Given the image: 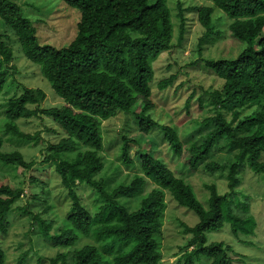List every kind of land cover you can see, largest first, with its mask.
Here are the masks:
<instances>
[{"label":"trees","instance_id":"16d2710c","mask_svg":"<svg viewBox=\"0 0 264 264\" xmlns=\"http://www.w3.org/2000/svg\"><path fill=\"white\" fill-rule=\"evenodd\" d=\"M62 1L63 17L75 15L71 25L75 35L56 47L39 41L38 21L26 17L14 0H0V164L26 172L35 165L16 149L4 150L6 142L36 146L39 141L38 133L22 132L17 121L44 117L62 133L56 143L47 144L43 150L44 176L30 174L27 178L25 206H15L23 197L22 188L0 182V264L5 257L1 237L8 234L9 220L16 216L30 220L28 230L45 242V248L59 249L51 264H162L166 193L197 218L192 227L180 223L182 233L190 239L180 248L177 264H195L194 259L200 257L207 264H236L222 243L207 245L205 234L228 224L235 237L255 235L257 225L250 213L249 195L241 194L239 188L246 165L264 177V160L260 159L264 153V0H204L211 6L187 7L177 0L179 45L186 13H194L203 30L199 46L219 40L222 30L217 19L226 16L230 21L225 18L226 30L239 48L234 57L202 60L222 85L216 90L198 87L197 107L202 111L208 106L209 114L194 123L207 132L186 148L177 127L161 124L153 116L152 63L173 47L171 9L166 0ZM215 9L220 13H214ZM16 42L21 51L18 55L36 67L61 105L41 107L45 93L16 81L11 47ZM173 79V75L163 78L155 86L165 92ZM195 90L181 109L185 111L180 112L179 123L191 116L188 106ZM120 113L131 115L143 135L159 130L173 156L179 157L185 148L189 170L201 166L205 176L224 180L225 193L219 194L214 184H204L208 198L203 207L189 181L146 150H141L138 172L129 180L125 177L117 182L114 174H101V126ZM220 140L236 153L222 162H204ZM130 142L123 137L117 155L127 168L134 165L128 153ZM50 172L57 176L59 188L69 200V212L64 217L49 202ZM146 183L155 187L143 194ZM79 187L91 191L92 206L77 192ZM130 200L137 203L135 210L130 209ZM30 257L28 250L22 251L15 264H26Z\"/></svg>","mask_w":264,"mask_h":264},{"label":"rangeland","instance_id":"374dc122","mask_svg":"<svg viewBox=\"0 0 264 264\" xmlns=\"http://www.w3.org/2000/svg\"><path fill=\"white\" fill-rule=\"evenodd\" d=\"M14 1L22 7L26 17L32 21H38L36 23L37 36L41 43L59 47L65 45L74 37L75 32L71 25L75 15L72 14L70 16L69 12V19L63 17L62 13L65 11H62V8L65 4L63 5L62 0ZM178 1L182 2L183 7H187L189 4L211 6V2L204 0ZM166 3L168 8L171 9L173 47L168 52L160 53L158 58L152 63L154 77L151 86L153 99L156 103L153 116L161 124L166 122L177 127V133L186 148L189 142L197 141V139L203 137L207 132L206 128L202 129L194 123L195 120L201 121L209 114L208 106L202 109V111L197 107L195 98L200 93L198 87H202L203 90H216L222 85L220 80L211 75V71L204 66L202 60L207 58L234 57L237 55L239 48L238 43L229 36L226 30L227 21H230L225 15L227 21L225 18L217 19V26L222 30V36L219 40L212 44L205 43L199 46L198 39L203 30L199 27L194 13H186L183 40L180 43L181 45H179L178 23L175 18L177 0H166ZM216 12L220 13V11L215 9L214 13ZM11 47L14 56L12 65L17 70V74L14 76L16 81L21 82L29 88H40L45 93L46 99L41 104V107L47 108L61 105V100L55 96L46 81L41 79L42 77L38 75L36 67L30 65L31 63L23 60L18 55L21 51L17 42L16 44H11ZM172 75L174 79L165 92L158 91L155 86L157 82ZM193 88H196V94L188 106L191 116L185 119L183 123H179L177 118L180 117V112L185 111H181V109L185 107V101ZM10 95L11 93L8 94V96ZM139 106L140 103L135 105L133 110L137 111ZM2 118V109L0 108V120ZM17 124L20 130L26 134H39V141L36 142V146H33L30 142L19 144L6 142L4 146V150L11 151L16 149L23 154L25 160L35 162L31 170L26 172L20 168L6 167L0 164V182L7 183L15 188H22L24 192L23 197L15 203V206L23 207L27 202L26 194L29 193L27 178L30 174L43 175L44 171L41 168L46 166L42 163V159L45 156L43 150L47 144L56 143L62 137V133L51 120L44 117L19 120ZM46 129H49V131ZM101 132L103 136V152L101 156L104 166L101 174H109L108 176L114 174V181L119 182L125 177L129 180L132 175L137 174L140 164L138 159L139 154L141 150H146L163 160L167 167L176 175L186 178L193 186V192L203 207H206L208 198L207 191L203 189L204 184H214L219 194H224L226 191V182L218 179V177L205 176L201 166L197 170H189L186 164L188 154L185 148L179 157L173 156L168 150L166 142L162 139L159 130H153L147 135L139 133L132 121L131 115L120 113L104 121L101 126ZM123 137L131 141L128 151L130 158L134 162L131 168L121 165L117 158ZM235 153L234 148H229L225 141L220 140L213 145L204 162L229 160ZM134 155H136V158ZM260 159L264 160V153H261ZM37 168L41 170L36 171ZM241 175L242 184L239 192L241 194H245L246 192L249 195L250 213L257 225L254 230L255 235L245 236L238 234V237H235L231 233L229 225L224 224L221 229L205 234L206 244L222 243L228 248V255L233 260H236V264H264V177L261 174L251 172L247 165L245 166V172ZM154 187L153 184L146 183L143 187V194L148 193ZM47 188L50 191L49 202L54 203L58 207L57 214L60 217H64L69 212V200L59 188L58 178L53 172H50L48 175ZM77 192L80 193L85 201L88 200V205H93L92 198L89 197L91 195L89 189L79 187ZM165 201L167 207L162 228V264H177L181 253L180 248H184L190 239L189 235L182 233L180 223L192 227L197 223V218L189 210L179 207L168 193L165 194ZM136 204L134 200H130V209L135 210ZM9 221V232L5 237H1L5 256L4 264H15L19 254L25 250H28L31 256L27 259L26 264H51L50 259L55 257L59 249H54L51 246L50 249L45 248V242L42 239H38L32 229L28 230L30 220L27 221L16 216V218L11 217ZM36 250L39 251L37 254ZM41 254L44 257L40 258ZM37 259H39L38 263L36 262ZM194 262L195 264H207L203 257L194 259Z\"/></svg>","mask_w":264,"mask_h":264}]
</instances>
